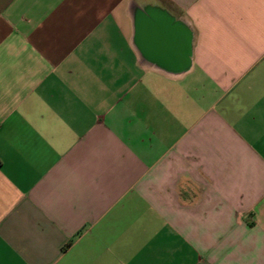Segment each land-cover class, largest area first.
Here are the masks:
<instances>
[{
  "label": "crops",
  "instance_id": "1",
  "mask_svg": "<svg viewBox=\"0 0 264 264\" xmlns=\"http://www.w3.org/2000/svg\"><path fill=\"white\" fill-rule=\"evenodd\" d=\"M0 264H264V0H0Z\"/></svg>",
  "mask_w": 264,
  "mask_h": 264
}]
</instances>
